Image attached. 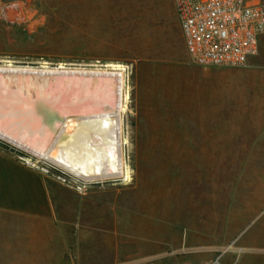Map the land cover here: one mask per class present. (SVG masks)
Returning <instances> with one entry per match:
<instances>
[{
    "label": "rangeland",
    "instance_id": "obj_1",
    "mask_svg": "<svg viewBox=\"0 0 264 264\" xmlns=\"http://www.w3.org/2000/svg\"><path fill=\"white\" fill-rule=\"evenodd\" d=\"M3 1L12 23L0 18L8 27L0 31V64L124 66L127 179L77 180L0 140L45 174L63 222L64 258L180 264L229 248L247 208L252 214L254 201L264 199V52L245 66H219L225 71L218 81L204 85L222 94L215 110L212 96L189 95L195 83L188 81L187 62L164 51L166 35L178 28L172 0ZM109 110L105 104L94 111ZM13 221V243L0 244V264L27 255L17 244L22 221Z\"/></svg>",
    "mask_w": 264,
    "mask_h": 264
},
{
    "label": "crops",
    "instance_id": "obj_2",
    "mask_svg": "<svg viewBox=\"0 0 264 264\" xmlns=\"http://www.w3.org/2000/svg\"><path fill=\"white\" fill-rule=\"evenodd\" d=\"M127 1L135 2L136 0ZM172 16L176 17L173 0ZM40 20L38 18L34 22H40ZM5 23L0 20V31L2 32H6L8 29ZM178 28L173 25L175 32L172 35H166L168 41L164 51L174 52L177 60L187 62L185 67L189 73L188 81L195 83V87L189 92V95L199 99L212 96L214 98L212 104L215 110H219L222 104V94L219 88L214 85L212 87L204 85L217 82L225 69L219 66H201L193 63L188 55L179 23ZM257 52H264V35L259 37ZM207 103H211V101H207ZM56 133L49 137L45 149L49 147ZM81 136L91 138L98 134L88 129ZM250 212L251 210L247 208L245 223L236 229L229 248L221 249L214 255L207 254L194 263L184 261L180 264H211L215 259H218V264H264V199L254 201L252 214ZM14 218H19L22 221L20 226L22 233L17 244L20 243L18 246L26 249L27 255L24 257L17 254L16 257L6 258L4 264H91L82 263L73 258L70 260L64 258L61 250L65 249L62 236L63 222L57 214L45 174L0 147V244L4 243L6 247L10 246L9 243H13ZM8 229L11 230L12 242H9L7 238ZM31 233H34L33 237L37 240H31ZM53 246H55V250ZM31 249L35 251L31 252ZM41 249H44L45 252L41 253ZM101 264L117 263L113 261ZM153 264L175 263L172 261Z\"/></svg>",
    "mask_w": 264,
    "mask_h": 264
},
{
    "label": "bare ground",
    "instance_id": "obj_3",
    "mask_svg": "<svg viewBox=\"0 0 264 264\" xmlns=\"http://www.w3.org/2000/svg\"><path fill=\"white\" fill-rule=\"evenodd\" d=\"M123 69L124 66L119 63L86 68L65 66L62 63L56 67L45 63L38 67L13 65L11 62L0 64L1 75L27 77L32 84L37 82L35 79H42L41 83L45 85L46 80L55 76L80 77L71 85L73 94L70 91L63 96L69 111L65 113L64 121L57 125L58 131L48 148L42 147L50 133L38 130L21 117L12 114H6L5 120L0 118V140L62 167L77 180H106L117 177L127 179L122 150V117L129 95L127 88L125 89ZM28 82L24 85H32ZM69 83L71 84L63 81L65 87H69ZM105 104L111 110L94 111ZM76 110L80 113L75 114ZM88 129L96 132L99 137L81 136Z\"/></svg>",
    "mask_w": 264,
    "mask_h": 264
},
{
    "label": "built area",
    "instance_id": "obj_4",
    "mask_svg": "<svg viewBox=\"0 0 264 264\" xmlns=\"http://www.w3.org/2000/svg\"><path fill=\"white\" fill-rule=\"evenodd\" d=\"M190 60L201 66H245L264 35L262 0H173ZM8 3L0 18L12 23ZM215 259L211 264H218Z\"/></svg>",
    "mask_w": 264,
    "mask_h": 264
},
{
    "label": "water",
    "instance_id": "obj_5",
    "mask_svg": "<svg viewBox=\"0 0 264 264\" xmlns=\"http://www.w3.org/2000/svg\"><path fill=\"white\" fill-rule=\"evenodd\" d=\"M22 78V76L0 74L1 120H5L6 114H12L21 117L38 130L53 134L57 125L64 121L65 113L69 111L68 103L63 96L70 91L73 94L74 89L71 85L80 77L55 76L49 79L50 81L46 80L45 85L41 83L42 79H35L37 82L32 84V81L28 82L27 77ZM63 81L71 82L70 86L65 87ZM25 82L32 85L26 86Z\"/></svg>",
    "mask_w": 264,
    "mask_h": 264
},
{
    "label": "trees",
    "instance_id": "obj_6",
    "mask_svg": "<svg viewBox=\"0 0 264 264\" xmlns=\"http://www.w3.org/2000/svg\"><path fill=\"white\" fill-rule=\"evenodd\" d=\"M11 146H12V145H11ZM0 147L3 148V149H5V150H7V146H4V145L0 144ZM13 147H15V146H13ZM15 148H16V147H15ZM16 149H18V148H16ZM18 150H20V149H18Z\"/></svg>",
    "mask_w": 264,
    "mask_h": 264
}]
</instances>
